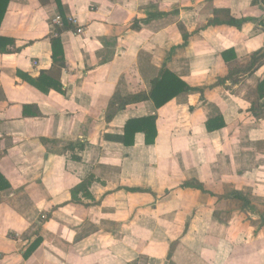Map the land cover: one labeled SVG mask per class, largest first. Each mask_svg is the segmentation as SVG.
Here are the masks:
<instances>
[{
    "label": "crops",
    "instance_id": "crops-1",
    "mask_svg": "<svg viewBox=\"0 0 264 264\" xmlns=\"http://www.w3.org/2000/svg\"><path fill=\"white\" fill-rule=\"evenodd\" d=\"M61 4L59 35L54 0H9L0 23V264H264V55L217 84L264 53V0ZM55 36L63 93L22 76L50 69ZM162 69L195 90L124 103ZM150 115L153 144L115 138ZM90 173L94 202H71Z\"/></svg>",
    "mask_w": 264,
    "mask_h": 264
},
{
    "label": "trees",
    "instance_id": "trees-1",
    "mask_svg": "<svg viewBox=\"0 0 264 264\" xmlns=\"http://www.w3.org/2000/svg\"><path fill=\"white\" fill-rule=\"evenodd\" d=\"M54 1L59 9L61 17L63 18V26L62 27L56 26L55 28V32L57 33V35H59L61 30L64 29L67 26V24L64 19L65 14L62 11L61 0H54ZM8 2L9 0H0V23L7 8ZM213 23L218 24L222 22L220 20H214ZM227 23L234 24L235 26L240 27V24H237V22L234 19L232 20L230 19ZM183 37L185 41L188 38L186 34H184ZM6 42L7 44L10 45L14 44V41L12 39H7ZM51 48H52V54H51L52 64L50 69L41 71L37 78H32L25 74L22 76L28 83L37 87L40 91H49L50 89H53L60 93H63L62 85L60 82V75H61V70L65 66V58H64L63 46L58 36L52 38ZM4 50L5 48L0 47V51H4ZM263 55L264 53L261 54L259 52L253 53L250 56V62L244 68H234L230 70L227 76H225L224 78L217 79V84L224 83L226 79H229L234 74H238L240 72L247 73L252 71L255 65H257V63L263 58ZM257 88L258 90H261V93H264V79L261 82H259ZM191 90H195V88H192L189 85H187L183 80L179 79L171 71L167 69H162L158 77L152 81L151 89L148 95L144 94V92H139L138 94L127 97L124 100V103L139 102L142 100L151 99L154 102L155 106L158 108L164 105L165 103H167L175 96H177L179 93L185 91H191ZM197 90L201 91L200 88H198ZM216 120H218L217 122L219 123H215V125H213L212 127V122L213 121L216 122ZM216 120L207 121L206 129L210 131L212 129H215V127L217 128L223 127L224 123L222 122V119L219 117ZM136 132H142L144 134L145 144L147 145L153 144L157 134L156 115L129 118L125 122L122 136H116L115 138L117 140L119 139V141L123 143V145L130 146L133 144V139ZM83 149H84L83 142L69 143L64 147V151L69 152L70 158L74 161H80V156L76 152L82 151ZM94 181H96V178L93 174L90 173L84 179H82L78 184L72 187L70 190L71 202L85 206H87L91 202H94V199L90 193V186ZM183 186L195 187L204 191L203 186H201V184L196 182H186L183 184ZM85 201H89V203ZM44 219H40V223H43L45 221ZM259 225L260 226L264 225V213L261 215V220ZM39 242H40V238H37L29 246V248L25 252V256H28V254L39 244Z\"/></svg>",
    "mask_w": 264,
    "mask_h": 264
},
{
    "label": "built area",
    "instance_id": "built-area-1",
    "mask_svg": "<svg viewBox=\"0 0 264 264\" xmlns=\"http://www.w3.org/2000/svg\"><path fill=\"white\" fill-rule=\"evenodd\" d=\"M68 19H69L70 22H73V23H75V21H76V20H75L73 17H71V16H70ZM53 21H54V22L57 24V26H59V27H61V26L63 25L62 17H61L60 14L55 15ZM75 33H77V34L82 33V28H81V26H77V27H76ZM34 64H36V63L34 62Z\"/></svg>",
    "mask_w": 264,
    "mask_h": 264
}]
</instances>
